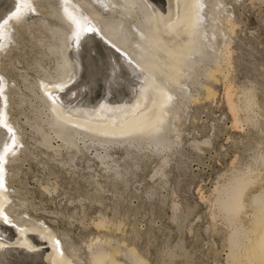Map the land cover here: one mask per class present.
<instances>
[{
  "label": "rangeland",
  "instance_id": "rangeland-1",
  "mask_svg": "<svg viewBox=\"0 0 264 264\" xmlns=\"http://www.w3.org/2000/svg\"><path fill=\"white\" fill-rule=\"evenodd\" d=\"M18 1L0 0V29L3 27L0 31L4 32L0 36V114L7 122L0 125V133L8 136H0V227L3 231L0 240L8 242L6 246L10 247L20 240L21 249L26 246L32 251L29 255L39 250L37 254L42 252L43 260L47 258L53 264H89L87 245L96 237L110 239L111 246H118L119 255L115 256L118 264H134L127 256L131 248L146 264H228L227 227L220 216L211 217L210 203L215 184L222 183L233 170L243 169L245 164L258 168L259 176L264 178L263 162L253 161V157L260 156L264 160V0H145L166 28H181L185 36L193 38L203 34L204 41L210 40L212 48H217L222 68L221 73H214L216 79H206L200 74L197 79L190 78L185 70L178 81L179 87L158 86L156 91L149 85H141L130 70L124 72L121 65L128 66V53L113 58L118 52L107 44H103L107 45V51L88 45L91 49L84 53L85 58L76 59L78 75L71 73L48 79L57 74L54 71L57 62L47 48L52 41L46 39L45 28L59 21L66 24L61 19L62 6L77 7V12L90 22L91 35H96L98 25L93 24L94 20L81 8L79 0H20L23 1L20 5ZM92 1V10L103 17H121L123 9L115 0ZM49 7H56L60 16H49ZM187 7H191V15H186ZM131 20L129 27L134 29V37L143 39L145 34L137 28L136 19ZM75 29L68 28L67 45L77 49L82 39H77ZM192 56L189 57L196 59ZM37 80L41 85L38 86ZM33 81L37 86L30 91L28 84ZM204 85L213 90V97H206ZM248 87L253 89L257 106L249 112L252 117L248 113L250 121L244 120V112L238 111L235 118L239 121L235 122L223 93L226 88L229 92L233 90L230 98L238 103L241 91ZM52 88V91H69L70 96L64 100L69 108L74 107L76 114L101 117V128L116 129L114 135L101 134L110 136L114 142L123 143L125 136H129L128 131H134L138 122L141 126L150 123L158 126V132L161 130L175 142L166 153L155 152L146 145L129 148L136 153L127 154L123 150L126 143L114 145L110 153L117 160L110 164L114 165L116 174L93 158L91 149L76 151L73 156L64 150L54 154L38 144L39 134L30 127L34 120L50 113L52 99L43 102L40 95ZM164 90H168L166 101L160 100ZM186 93L192 98L183 99L181 96ZM65 114L73 119L76 127L81 124L78 121L85 120L69 112ZM195 141L200 142L192 143ZM6 143L10 146L7 151ZM164 155L168 162L162 164ZM70 156L73 161L69 160ZM161 168H164L163 174L156 175ZM253 189L252 201L263 196ZM99 217L105 218L107 227L97 228L92 224ZM28 222L36 225L38 232L48 235L51 243L23 235ZM33 242L35 245L31 247ZM16 257L8 256L4 263L21 264Z\"/></svg>",
  "mask_w": 264,
  "mask_h": 264
},
{
  "label": "bare ground",
  "instance_id": "bare-ground-1",
  "mask_svg": "<svg viewBox=\"0 0 264 264\" xmlns=\"http://www.w3.org/2000/svg\"><path fill=\"white\" fill-rule=\"evenodd\" d=\"M23 1L19 2L18 4L20 5V3H22ZM29 1H31V0H29ZM188 1L194 2L195 0H188ZM92 2H93L92 0H79L80 5L82 6V7L81 6H79V7L83 8L86 11V13H88V15L91 17L92 21L94 20L95 23L93 22V24L95 26L98 25V28H97L98 32L97 33L95 32L96 35H94V34L91 35L89 33V31H90L89 23L90 22L88 23L84 19L85 16L83 17L79 12H77V11H79L77 9V7H75L77 10L73 9L72 8L73 5H71V8L67 5L62 6V8H61L62 12L64 13V14L63 13L61 14V16H62L61 19L64 22H66L65 25L59 24V22H60L59 21L58 24H56V25L52 24L53 26L46 27V28L44 27L48 33L46 36V39H48V40L51 39V41H52L51 43H48L47 48H48L49 52L51 53V55L55 56V60L57 62L56 63L57 64V67H56L57 70H54V71H56L57 74L55 73L56 75L48 76V79L49 78L55 79V78H57V76L63 78V76L65 77L68 74H71V73H72V75L75 74L79 70L78 69V62L76 59L79 57L78 59L82 61L83 58H85L84 53H86L87 50L91 49L90 47L87 48L89 44H93V47H95V48H101V49L106 48L105 49L106 51L108 50L107 45H109L110 48L112 47L115 51L118 52V53H116V55L114 53V55H113L114 57L112 56L113 58H116V59L118 58V56L124 57L128 53V60L126 61L128 66L125 67L124 65H121V68L123 69V71L127 72V70H130V72L134 74V75L133 74L132 75L135 77V79H137L140 82L141 85H143V84L149 85L155 91L158 88V86H159V88H161L160 86L170 88L171 85H172L171 87L178 85V81L183 76L185 70L187 71V73L189 72V75H187V76H190V78H195L196 76H198L200 74V75L206 77V79L209 77L212 78V77H214L213 76L214 73L220 72V68H221L220 64L221 63H220L219 55L216 53L217 48L216 49L212 48V46L210 45V42H209L210 40L204 41L201 38L203 36V34H202V36H200V34H196L197 36H194V34H193V36L195 38L194 37L191 38L192 36L191 37L187 36V35L185 36V34L181 31V28H176V27H175L176 29L166 28L168 26L165 27L162 23H160V21H159L160 19L158 20L156 12H154L153 8L150 6L151 4L149 5L145 0H115L116 4H118V7L121 6V8L123 9L122 14H120L121 17H119V18H105V17H103L104 15L102 16L98 11L92 10V8H93ZM98 2H99V0H98ZM72 3H73V1H72ZM72 3L70 2V4H72ZM18 4H16V5H18ZM24 4L25 3H23V5ZM59 4H61V3H59ZM189 5H190V3H189ZM25 6H27V4ZM57 6H58V4H57ZM49 8H51V7H49ZM110 8H111V5H110ZM108 11L109 10H107V12ZM111 11H113V10L111 9ZM186 11H185L186 15L189 14L191 11V7H187ZM112 13H110V14H112ZM114 14H116V13H114ZM160 14H163V13H160ZM50 15H53V16L56 15V17L60 16L59 11L56 7L51 8V10L49 12V16ZM189 15H191V13ZM165 16H166V14H165ZM163 17H162V19H163ZM131 19H136L135 23H136L137 28L145 34V35L143 34L145 36L143 39H141L142 37L141 38H135L134 37V32H133L134 29L132 30L129 27V24L132 21ZM44 22H45V20H44ZM166 22H168V20H166ZM179 22L180 21H177V23H179ZM172 23H174V22H172ZM185 24H187V23H185ZM44 26H45V24H44ZM46 26H49V24L47 23ZM71 27L76 28L75 30H76L77 39H80V40L82 39V43H80L79 45L77 44L78 45L77 49H74V47H69L68 46L69 44L67 45V42L70 41V37L68 40V36H67V35H69L68 34V28H71ZM94 29H96V28H94ZM231 29H230V31H231ZM198 33H199V31H198ZM3 35H4V32H1L0 36L3 37ZM141 36H142V34H141ZM76 42H74V44H76ZM77 43H79V42H77ZM103 44H107V45L105 46ZM223 45H224V47H226V44H223ZM227 45H228V43H227ZM222 48H223V46H222ZM224 49H226V48H224ZM219 51L220 50H218L217 52H219ZM227 51H228V49H227ZM80 53H82V57H80V55H81ZM227 53H230V52H227ZM137 54H140L142 56V58L139 57V55H137ZM190 55L195 56L196 59H193V58L191 59L189 57ZM223 56L221 55V58ZM229 58L227 57V60H229ZM118 62H119V60H118ZM122 63H124V62H122ZM226 63H227V61H226ZM229 65H230V63H229ZM39 67H40V65H39ZM79 67H81V66H79ZM221 71H222V68H221ZM52 73H54V72H52ZM131 73H129V74H131ZM43 74H44V72H43ZM77 75H75V76H77ZM45 76H47V74ZM80 77H81V75H80ZM74 78H76V77H74ZM195 79H197V77ZM78 80H80V79H78ZM36 82L38 83V80ZM42 82H44V81H42ZM46 82H49V81H46ZM52 82H54V81H52ZM57 82H59V81H57ZM65 82H66V78H65ZM65 82H63V83L65 84ZM30 83L31 82H29L28 85H31V87H28V89L30 88V91H31L32 90L31 88H33L36 85V83L34 84V81H33V83H31V84ZM191 83H193V82L191 81ZM39 85H41V84L38 83V86ZM46 85H48V84L46 83ZM179 85H178V87H179ZM227 85H226V87H227ZM61 87H62V89H65L64 86H61ZM88 87H90V86L88 85ZM229 87H232V86H229ZM48 88H50V87H48ZM205 88H206V90H205L206 91L205 92L206 97H208V98L211 97L214 93V92H212L213 90L209 86L208 87L205 86ZM38 89H40V88H38ZM228 89L226 88L225 93H223V94L224 95L226 94V99H227V103L229 106V110L231 111V113L233 115V117H232L233 121H235V122L239 121V120H236L237 118H235L236 117L235 115L238 111H242V113L244 112V120L250 121L251 119L248 116V113L249 112L252 113V109H253L254 105L257 106L255 104L257 102L254 98L252 91H251L253 89L250 90V88L248 87V89L242 90L241 91V101L238 103L235 102L234 100L233 101L231 100L230 92L232 93L233 90L229 92ZM52 90H54V88H52L51 90L46 89V91L44 90L42 95H40V100L43 102H49L48 99H52V101H50V102H52L54 105H51L52 107H49L50 113L49 114L47 113V115H45L44 118H42L41 120H39L37 118L38 120H34L30 124V127L36 133L39 134V139L37 141L38 144L43 146L46 149L51 150L54 154H58V153L60 154V152H62L61 150H64L66 152H70L72 154V156L74 155V153L76 151H78L80 153V152H82V150H86L88 152V150L91 149L94 152L93 158L97 159L107 169H109V170L111 169L114 172V174L118 173L114 169V165L110 164V163L115 164V162L117 160V159L114 160V158L113 159L111 158L110 150L114 148V145L119 144V143L114 142L112 139H110V136L108 138L104 137V135L101 136V134L114 135L115 133H117L116 129H115V131L114 130L111 131V130L104 129L106 127L101 128V126L99 125V120H101V117H96L95 115H91V114L88 116H80V114H76L74 107H73V109L69 108L68 105L66 104L65 100H64L65 97L68 98V95L70 96L69 91L68 92H61V91H52ZM174 90H175V88H174ZM177 90H175V91H177ZM50 91H52V92H50ZM64 91H66V90H64ZM164 91L165 92L161 93V99L160 100L166 101V99L168 98V94L166 92L168 90L167 91L164 90ZM86 95H87V93H86ZM51 96H52V98H51ZM181 97L183 99H186V100H189L190 98H192L191 94H189V93H186ZM52 103H50V104H52ZM158 103L159 102H157V104ZM161 105H162V103H161ZM157 108H158V106H157ZM159 110H160L159 112L162 114V111H163L162 108H159ZM46 111H47V109H46ZM66 112L67 113L69 112L71 115L79 116L85 120H83V122L78 121L81 123L80 126L78 125V127H79L78 128L75 126L76 124L74 125L72 123L73 119H71L70 116L65 114ZM99 113L101 114V112H99ZM163 115H161V117H163ZM249 115H250V113H249ZM250 116L252 117V115H250ZM76 119H78V118H76ZM5 122H6L5 116H3V114H0V125L3 126V124H5ZM151 124L152 123H150L149 125L141 126L142 124L138 122V126L134 128V131H128V132H130V133L132 132V133L131 134L129 133L128 137L125 136L126 140H124L123 143L119 144V145H122V144L126 143V146L123 147L124 152L126 151L127 154H129L130 151H133V150L129 151V148L133 149V148L144 147V146L148 145L149 147L154 149L155 152L160 153V152H165L166 150H169L172 147L171 143L175 142L174 139L173 140L169 139L168 138L169 135L167 137V135H165V133L163 131H162L163 133L160 132L161 130L158 132V129H157L158 126L153 127V125H151ZM161 126H162V124H161ZM0 129H2V127H0ZM7 129L5 128V131ZM0 136L8 138V136L5 134V132L0 133ZM55 142H59V143H55ZM197 142L199 143L200 141H195L192 143H197ZM203 142L206 143L204 140H203ZM169 145H171V147ZM195 145L197 146V144H195ZM9 149H10V146L8 143H6V151ZM4 152L5 151L1 152L2 157L5 156ZM134 153H136V152H134ZM165 155L161 156L162 164H165V162H168V161H166ZM72 156L69 157V160L72 159ZM131 157L132 156H129V158H131ZM71 161H73V159ZM253 161L254 162L255 161L263 162L262 166L264 165V160L261 156L255 157V158L253 157ZM252 163L253 162H251V164ZM249 164H245V167L243 169L233 170L230 173V175L227 177V179H225V181H223L222 183H219V184H215V186L212 190L213 198H212V201L210 203V207H211L210 214H211L212 218L215 216H218V217L220 216L223 220V223L227 227V233H226L227 235L225 238V242H226V245L228 248V253H227V257H226V262L228 264H264V178L259 176L260 171L258 170V168H257V170H255L256 168L253 167L254 168L253 169L251 167V165H249ZM116 165H118V164L116 163ZM117 167L118 166H116V168ZM160 167H162V165ZM164 167H166V166H164ZM163 169L164 168L158 169L157 172H155V174L157 175V173H159L160 175H162ZM255 171H259V172L256 173ZM119 173H121V172H119ZM253 188H255V190H258V191H260L261 194H263V196L257 197L254 201H252L251 197H250L253 194V192H252L254 190ZM256 194H257V191H256ZM96 220L97 221H95L92 224H94L97 228L107 227L106 224L108 222L105 220L104 217H99ZM26 223L27 222H25L24 224L26 225ZM9 224H11V223H9ZM36 229H37V231H36ZM8 230L9 229H7V231ZM38 230L40 231V229H38L36 225H34L33 223L30 222L28 225V229L26 228L24 230V233L23 232L22 233H23V235H27V237H29V238H30V236L35 237L37 239V241L38 240H40V241H46L47 240V242H50V241H48V238H47L48 235L46 236L45 234H42V232L41 233L38 232ZM2 232L3 231L1 230V227H0V234H2ZM8 232H10V231H8ZM46 234H47V232H46ZM19 235H21V233ZM19 235H17L16 237H18ZM20 239L22 241V238H20ZM2 240H0V247H1L0 248V264H5L4 260H7L8 256L14 257L15 255H17L21 264H53V263H48L50 260H48L47 258H46V260L45 259L43 260L44 254L42 252H41V254H37L39 252V250H37V249H36L37 251H33V253H31L32 255H29L30 254L29 252H32V251H28L29 249L27 250L26 246L24 249H21L20 244H22V243L19 242L20 240L17 242H13V244H11V247L6 246V244L8 242L6 243V242H3ZM31 240H32V238H31ZM109 240L110 239L103 240V239H100L99 237H96L94 241L92 240V242H90L87 245L89 264H118V262L116 263V258H115L116 254H118L117 253L118 246H114V247L111 246ZM23 241H24V239H23ZM43 243H45V242H43ZM32 245H35V243L31 244V247H32ZM50 246H51V244H50ZM43 249H45V248H43ZM127 253H128V251H127ZM52 256H53V254H52ZM124 256H125V254H124ZM127 256L129 258V260L131 262H133L134 264H146L145 260L142 257H140L139 254L136 252V250H134L133 248H131V250H129V254H127ZM53 259L55 260L54 257H53ZM33 262H35V263H33ZM55 262H57V261H55ZM10 264H12V263H10Z\"/></svg>",
  "mask_w": 264,
  "mask_h": 264
}]
</instances>
